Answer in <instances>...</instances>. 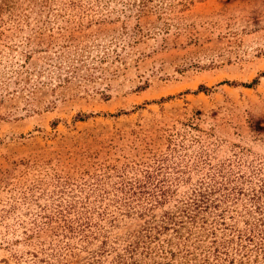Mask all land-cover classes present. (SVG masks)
Returning a JSON list of instances; mask_svg holds the SVG:
<instances>
[{
    "label": "rangeland",
    "instance_id": "374dc122",
    "mask_svg": "<svg viewBox=\"0 0 264 264\" xmlns=\"http://www.w3.org/2000/svg\"><path fill=\"white\" fill-rule=\"evenodd\" d=\"M0 264H264V0H0Z\"/></svg>",
    "mask_w": 264,
    "mask_h": 264
}]
</instances>
